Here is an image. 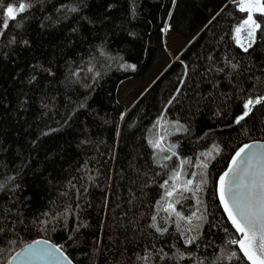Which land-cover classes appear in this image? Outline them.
<instances>
[{"label":"trees","instance_id":"1","mask_svg":"<svg viewBox=\"0 0 264 264\" xmlns=\"http://www.w3.org/2000/svg\"><path fill=\"white\" fill-rule=\"evenodd\" d=\"M194 1L210 22L123 120L108 92L174 0H0V264L38 239L75 264H250L217 182L264 141V16L245 51L237 1Z\"/></svg>","mask_w":264,"mask_h":264},{"label":"snow or ice","instance_id":"2","mask_svg":"<svg viewBox=\"0 0 264 264\" xmlns=\"http://www.w3.org/2000/svg\"><path fill=\"white\" fill-rule=\"evenodd\" d=\"M30 6V4L19 2L18 7L14 8L9 4L6 7V16L14 20L18 13H24ZM2 7L3 5L0 3V8ZM72 10L75 11V9ZM239 10L248 13L241 27L248 29V37L254 43L255 31L260 28V24L253 19L252 13L258 12L264 16V0H241ZM0 20H2L0 28H7L8 20L3 19V15H0ZM19 26L18 23L16 27ZM240 31L241 28L238 27L236 32L239 33ZM0 35H3L2 31H0ZM244 50L247 51V48H244ZM233 67L236 66L233 65ZM260 103L261 99H248L243 104L246 111L237 118L236 123L239 124L241 120L249 115L252 111L251 106ZM253 147V145H245L235 153L232 159V167L219 178V199L232 226L240 234L239 239L230 240L228 243L238 245L239 251L243 253V257L250 264H264V153L252 151ZM201 167L206 168L207 165L203 164ZM229 177H231V180ZM191 183V181H188V184ZM166 184L167 182H165V186ZM185 190L191 191L192 189L186 187ZM172 194L171 191L166 193L167 196ZM229 200H231V203ZM168 208H172L170 203ZM176 215L179 217V213H176ZM180 219H183V217H180ZM157 230L159 231V229ZM193 239L190 238L187 243H192ZM57 251L59 250L57 249ZM32 254L40 256L53 255L52 252L44 249L32 250ZM180 258H183L182 254ZM232 258L240 259L234 251L228 256V259Z\"/></svg>","mask_w":264,"mask_h":264},{"label":"rangeland","instance_id":"3","mask_svg":"<svg viewBox=\"0 0 264 264\" xmlns=\"http://www.w3.org/2000/svg\"><path fill=\"white\" fill-rule=\"evenodd\" d=\"M236 1L239 7L241 0H228V3ZM252 15L261 26L258 19L260 13L253 12ZM210 20V16L201 10L194 0H174L168 16L158 30L153 31L145 27L146 51L137 58L138 72L113 81L114 88L108 92L110 107L118 110L120 117L123 118L146 90L178 59ZM242 24L238 26L241 31L236 32V40L239 41V45L248 49L249 44L252 46L253 43L248 37V29L241 27ZM258 30L255 31V40ZM171 192L173 193V190Z\"/></svg>","mask_w":264,"mask_h":264},{"label":"water","instance_id":"4","mask_svg":"<svg viewBox=\"0 0 264 264\" xmlns=\"http://www.w3.org/2000/svg\"><path fill=\"white\" fill-rule=\"evenodd\" d=\"M128 112H127V114H128ZM126 115L124 116V118L126 117ZM124 118H123V120H124ZM123 120H122V123H123ZM245 145H253L254 147H253L252 151H259L261 153H264V141H252V142L244 144L243 146H245ZM243 146H241V147H243ZM234 156H235V154L233 155L232 159L234 158ZM232 159L230 160L228 167L222 173V175L232 167ZM242 159H243V157H242ZM229 179L231 180V177H229ZM217 195H218V200L220 202L222 210H223L226 218L228 219L227 214L224 211L223 204L219 199V179L217 182ZM229 202L231 203V200H229ZM228 221H229L230 225L232 226L229 219H228ZM233 229L235 230L234 227H233ZM235 232H236V230H235ZM236 234L238 235V237L240 236V234L238 232H236ZM238 248H239V246H238ZM35 249L48 250V251L52 252L53 255L52 256L34 255V254H32V250H35ZM57 249L59 251H57ZM17 254H19V255H17ZM14 257H15V259H13ZM64 257H66L67 259H65ZM8 264H75V263L63 251V249L61 247H59L58 245H56V244H54L51 241L46 240V239H38L32 243L27 244L26 246H24L23 248H21L20 250L15 252V254L11 257Z\"/></svg>","mask_w":264,"mask_h":264},{"label":"bare ground","instance_id":"5","mask_svg":"<svg viewBox=\"0 0 264 264\" xmlns=\"http://www.w3.org/2000/svg\"><path fill=\"white\" fill-rule=\"evenodd\" d=\"M72 260V259H71ZM73 261V260H72ZM74 262V261H73ZM75 263V262H74Z\"/></svg>","mask_w":264,"mask_h":264}]
</instances>
